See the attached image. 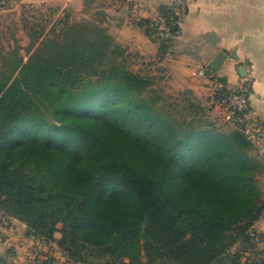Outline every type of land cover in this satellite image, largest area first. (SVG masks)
I'll use <instances>...</instances> for the list:
<instances>
[{"label":"trees","instance_id":"trees-1","mask_svg":"<svg viewBox=\"0 0 264 264\" xmlns=\"http://www.w3.org/2000/svg\"><path fill=\"white\" fill-rule=\"evenodd\" d=\"M174 13L163 18L178 31ZM23 22L34 46L48 26L38 35ZM59 23L42 40L46 56L0 51V212L43 240L62 223L60 244L75 258L264 264L255 144L206 118L191 90L169 102L101 26L62 19L52 33Z\"/></svg>","mask_w":264,"mask_h":264},{"label":"crops","instance_id":"crops-1","mask_svg":"<svg viewBox=\"0 0 264 264\" xmlns=\"http://www.w3.org/2000/svg\"><path fill=\"white\" fill-rule=\"evenodd\" d=\"M186 1L188 11L179 23L178 34L167 50H162L160 43L149 38L147 25L172 9L173 0H96L98 8L108 13L110 31L130 56L131 63L137 66L136 71L147 68L153 75H168L180 84V90H191L207 102H217L215 89L211 79L200 76L199 72L203 68L212 71L210 65L218 54L224 53L226 57L216 74L230 86H240L244 79L251 81L250 103L254 117L263 126L261 142L264 143V0ZM25 4L62 8L75 5L83 9L88 3L86 0H9L0 3V19L5 13L19 11ZM243 69L246 76L241 73ZM15 223L16 220L13 226L8 224L3 229L11 240L20 238L14 232ZM253 229L264 234V213ZM0 256L7 257L2 252Z\"/></svg>","mask_w":264,"mask_h":264},{"label":"rangeland","instance_id":"rangeland-1","mask_svg":"<svg viewBox=\"0 0 264 264\" xmlns=\"http://www.w3.org/2000/svg\"><path fill=\"white\" fill-rule=\"evenodd\" d=\"M86 3L88 4L83 9L75 5L62 8L46 4H25L19 11L5 13L0 19V51L5 53L19 48L21 55L27 59L28 49H31L30 53L35 54V56H46L49 49L46 44H42V40L45 37H52L55 33L58 34L60 30L62 31L61 28H64L63 23L56 25L55 32L52 33V31H50V28L56 20L61 22L62 19L68 20L69 25L75 22L85 21L91 23V25L101 26L106 30L105 33L111 36L114 44H118L108 26L111 21L108 18V13H106L104 9L98 8L96 0H86ZM23 18L29 19V22H31L35 30H38V35L40 32L39 26L43 24L48 26L44 31V35L37 40L34 46L31 45L29 31L24 27ZM121 48L123 49V47ZM123 56H127L128 58L126 62L127 68L134 72H139L136 71L137 66L135 65V67L134 64L131 63V58L126 52ZM140 70H142L140 74L153 78L156 83L155 85L161 89L163 95L169 99V102H173L175 99L180 98V94L184 90H180V84L174 79L168 78V75L164 77L163 74L155 73L153 75L147 68ZM212 84L215 89L214 91H216L217 85L213 82ZM200 100L209 110L206 113V118L215 122L221 130L231 131L237 128L227 121V112L225 107L221 105V102L213 103L212 101L207 102L206 100ZM178 115L180 118V114ZM252 156L261 163V173L258 180L261 189L264 190V158L256 145L252 150ZM15 220L16 219L9 217L5 213L0 212V250L2 254L4 253L7 255L6 259H4L8 264H129V260L127 259L123 260V263H121L114 262L108 256L95 257L85 253H78L75 258L69 249L62 247L60 244L63 237L62 223L56 225L53 237L49 240L45 239V241L33 234L28 235V231L30 230L28 224L16 220L17 223H15L14 232L20 235V238L17 239L14 237V239L11 240L10 235L4 233L3 229L8 224L13 226ZM235 248L237 247L235 246L232 252H237ZM81 254H83V259L80 257ZM243 257L244 262L248 258L252 260L255 258L254 255H249L248 253H245ZM147 262V257H144L141 264H156L155 262Z\"/></svg>","mask_w":264,"mask_h":264},{"label":"built area","instance_id":"built-area-1","mask_svg":"<svg viewBox=\"0 0 264 264\" xmlns=\"http://www.w3.org/2000/svg\"><path fill=\"white\" fill-rule=\"evenodd\" d=\"M9 2V0H0V3ZM173 10L175 16L179 17L178 23L186 15L188 11V5L186 0H173ZM150 33L149 38L153 42L161 43L162 41L167 44H171L174 37L178 34V31H173L170 25L165 21V18L151 22L149 25ZM216 73L208 68L200 70L199 75L202 77L210 78L211 81L217 85L215 93L225 88L224 94H222L221 105L225 107L227 115V121L231 125H235L242 130L247 137L258 147L260 153L264 158V143L261 142L263 136V126L261 122L254 117L253 110L250 103V97L252 94L251 81L244 79L240 86H230L218 81ZM259 248V254L257 261L264 260V247Z\"/></svg>","mask_w":264,"mask_h":264},{"label":"water","instance_id":"water-1","mask_svg":"<svg viewBox=\"0 0 264 264\" xmlns=\"http://www.w3.org/2000/svg\"><path fill=\"white\" fill-rule=\"evenodd\" d=\"M225 54L224 53H220L217 55V57L215 58V60L213 61V63L210 65V68L212 69L213 72H218L222 66V63L224 62L225 59ZM243 76H246L245 73V69H243L241 71ZM0 264H8L7 261L0 256Z\"/></svg>","mask_w":264,"mask_h":264}]
</instances>
